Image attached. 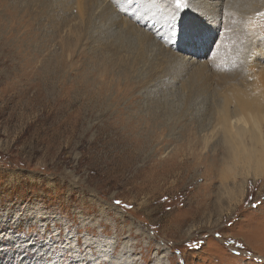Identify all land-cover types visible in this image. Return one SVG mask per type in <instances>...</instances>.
I'll list each match as a JSON object with an SVG mask.
<instances>
[{"label":"rangeland","instance_id":"374dc122","mask_svg":"<svg viewBox=\"0 0 264 264\" xmlns=\"http://www.w3.org/2000/svg\"><path fill=\"white\" fill-rule=\"evenodd\" d=\"M261 12L197 4L172 36L166 0H0V264H264V174L204 203L223 95L264 67Z\"/></svg>","mask_w":264,"mask_h":264},{"label":"bare ground","instance_id":"6f19581e","mask_svg":"<svg viewBox=\"0 0 264 264\" xmlns=\"http://www.w3.org/2000/svg\"><path fill=\"white\" fill-rule=\"evenodd\" d=\"M123 1L106 0V4L107 6L117 5L119 7ZM223 1L199 0L198 6L202 9H208L223 4ZM155 33H157V36H161L158 30H155ZM202 39L203 37L198 32L195 41L191 42L190 47L195 57L200 52ZM200 54L203 53L200 52ZM261 69L258 73H253L251 89L234 86L227 90L223 95L225 106L221 105L216 112V119L218 116V123L223 132L224 157L220 158V153L212 155V175L210 173L206 177L209 186H212V188H209L210 191H208L209 194L204 203L208 204L213 210L217 209L226 199L230 201L236 196L230 189L231 178L232 183H236L237 177L241 176V179L245 182L248 178H259L264 174V120L262 123L259 120V114L264 112V67ZM231 105L235 106L239 112L238 115H232L233 112L229 108ZM246 114L250 115V120L246 118ZM192 165H195V161H192ZM219 179L223 188L225 190L229 189L228 192L224 193L226 199H224L225 196L216 195L214 192V186Z\"/></svg>","mask_w":264,"mask_h":264},{"label":"snow or ice","instance_id":"6c2138e0","mask_svg":"<svg viewBox=\"0 0 264 264\" xmlns=\"http://www.w3.org/2000/svg\"><path fill=\"white\" fill-rule=\"evenodd\" d=\"M166 2L168 4V18H169L170 32L172 36H175L177 20L182 14L189 11L194 5H197L199 3V0H166ZM257 15L264 16V12L258 13ZM113 35H115V33H113ZM192 35L193 38H195L196 36L195 28L192 29ZM115 204L119 205L121 204V201L117 200L115 201ZM107 220H108L107 216L97 213L88 223L90 226H94L96 228L97 234L103 235V231L100 225L103 222H106ZM87 235H91V234H87ZM189 246L191 247L192 245L189 244ZM69 247H71L70 244Z\"/></svg>","mask_w":264,"mask_h":264}]
</instances>
